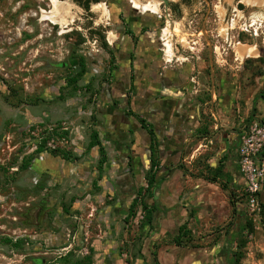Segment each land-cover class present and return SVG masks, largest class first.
<instances>
[{"label":"rangeland","instance_id":"rangeland-1","mask_svg":"<svg viewBox=\"0 0 264 264\" xmlns=\"http://www.w3.org/2000/svg\"><path fill=\"white\" fill-rule=\"evenodd\" d=\"M52 1L67 9L69 24L42 21ZM204 1L214 7L210 27L217 36L208 43L195 37L206 9L202 0L181 5V21L170 17L174 33L169 20H159L162 8L159 15L140 13L129 0H97L88 11L73 0H0V264H103L127 251L101 250L94 242L107 229L99 221L95 184L84 179L90 169L73 182V162L93 143L97 87L126 45L134 51L139 39L150 38L146 50L164 63L161 37L170 36L174 59L167 65L180 67L184 55H199L186 65L202 72L194 81L204 102L212 91L232 104L234 132L264 119V0ZM122 37L127 44H119ZM238 45L255 47L256 57L241 61ZM224 187L236 212L222 197L220 223L193 225L194 239L203 245L210 230L220 237L234 231L232 264H264V195L253 213L239 183ZM78 203L83 208H75Z\"/></svg>","mask_w":264,"mask_h":264},{"label":"crops","instance_id":"crops-1","mask_svg":"<svg viewBox=\"0 0 264 264\" xmlns=\"http://www.w3.org/2000/svg\"><path fill=\"white\" fill-rule=\"evenodd\" d=\"M145 39L134 51L126 45L99 83L93 104L98 144L73 162L74 183L90 169L84 179L95 184L99 221L107 229L94 242L101 250H127L103 264H153V255L158 264H230L224 256L226 239L210 230L201 245L192 226L206 221L204 228H214L226 211L222 197L229 205L221 186H242L236 156L240 131L234 132L232 104L217 100L212 91L203 101L194 81L202 72L191 73L186 65L190 59L196 64L199 55L186 54L180 67L168 66L172 60L164 52L162 63L146 50L153 41ZM101 158L105 162L99 167ZM217 169L220 176L208 181ZM128 224L140 226L130 230ZM182 226L191 241L182 237L183 245L176 246L173 239Z\"/></svg>","mask_w":264,"mask_h":264},{"label":"built area","instance_id":"built-area-1","mask_svg":"<svg viewBox=\"0 0 264 264\" xmlns=\"http://www.w3.org/2000/svg\"><path fill=\"white\" fill-rule=\"evenodd\" d=\"M236 153L242 195L251 212L259 213L264 195V119L251 121L240 131Z\"/></svg>","mask_w":264,"mask_h":264},{"label":"flooded vegetation","instance_id":"flooded-vegetation-1","mask_svg":"<svg viewBox=\"0 0 264 264\" xmlns=\"http://www.w3.org/2000/svg\"><path fill=\"white\" fill-rule=\"evenodd\" d=\"M73 1L77 2L78 5L81 8H83L85 11L89 10V7H90L91 4H96L97 3V0H73ZM159 1L160 2H159L158 6H159V8H162V12H163V17H159V20H164V21L169 20L170 29L173 30V33H174L175 31H174V28H173V21L171 19L172 18H176V20L178 22L181 21L183 16H182V12H181L180 6L184 5L186 7H190L191 5H193V3L196 0H176V1L159 0ZM202 2L206 5V9H205V13L202 15V17L200 19V23H199V27H198L199 33H197L195 37L201 36L202 40L205 41L206 43H208L211 40V38L212 39L217 38L216 33L215 34L212 33V31H211L212 28L210 27L212 25V21H210V17L213 15L214 7L213 6L211 7L209 5L207 6V2L204 1V0H202ZM234 3L235 4H240L238 2V0H234ZM207 9H208V11H207ZM154 15H156V14H154ZM193 16L195 17V15H193ZM170 17H171V19H170ZM213 22H214V20H213ZM208 25H209V27H208ZM192 26H193V23L191 22L190 23V28H192ZM248 28L251 29V26L249 25ZM245 31L248 32L247 30H245ZM192 36H194V35H192ZM229 195H230V198H232L231 194H229ZM229 195H228L229 205L232 208V210L234 212H236V210L234 208L235 206L230 203ZM233 202H234V198H233ZM235 222L239 223L240 222V218H236ZM234 234H235L234 231H232V232L225 231L224 232L223 238L226 239L225 243H224L225 244V248H224V256L225 257H229L230 258V250H231L232 238H233Z\"/></svg>","mask_w":264,"mask_h":264},{"label":"bare ground","instance_id":"bare-ground-1","mask_svg":"<svg viewBox=\"0 0 264 264\" xmlns=\"http://www.w3.org/2000/svg\"><path fill=\"white\" fill-rule=\"evenodd\" d=\"M129 3L131 4L132 9L137 10L140 13H147L148 12L151 14H158V5L156 2L150 1V2L142 3L140 0H129ZM65 9L66 8L62 4H59L55 1H52V10L48 13L42 12V14H41L42 21H48L51 24H58L61 27L69 24L68 20L64 17V14L66 13V11L64 12ZM169 33H170V31H169ZM168 37H170V36H168ZM168 37L166 39H164V41H163L164 47L166 50L165 54L170 59H172L173 58V51H172V47H171L172 44L169 45L170 41H168L169 40ZM236 54H237V57H239V59L241 61H243L245 58L247 59V58L256 57V55H257L255 47H253V46H240V45H238L236 48Z\"/></svg>","mask_w":264,"mask_h":264},{"label":"trees","instance_id":"trees-1","mask_svg":"<svg viewBox=\"0 0 264 264\" xmlns=\"http://www.w3.org/2000/svg\"><path fill=\"white\" fill-rule=\"evenodd\" d=\"M96 134H94L93 133V135H92V139H93V142L94 143H91V145L89 146V148L90 147H92L93 145H97L98 144V141L96 140ZM42 151H43V147L42 146H40V147H38L37 148V152L38 153H42ZM100 153H102V150L100 149ZM104 162H105V159L104 158H101L100 160H99V162H98V166L99 167H101L102 166V164H104ZM220 173H221V170L220 169H217L216 171H215V174H214V177H212V179H207L208 181H210V182H215V178L216 177H218V176H220ZM149 181H150V179H149ZM222 187V189L223 190H225V187L224 186H221ZM232 196V195H231ZM229 200H230V203L232 204V205H234L235 206V204H234V202H233V196H232V198H230V195H229ZM136 202L134 201L133 203H132V209H131V216H133L134 215V209H135V207H136ZM143 208H145V206L143 205L142 206ZM182 237H188V240H185V241H187V242H189V241H191V232L190 231H188L187 229H186V227L185 226H182L180 229H179V231H178V234H177V236L173 239V243L176 245V246H181V245H183V242L181 241V238ZM184 246H186V245H184ZM233 256L234 255H232V254H230V264H232V258H233ZM153 264H158L157 263V261H156V257H155V255H153Z\"/></svg>","mask_w":264,"mask_h":264},{"label":"water","instance_id":"water-1","mask_svg":"<svg viewBox=\"0 0 264 264\" xmlns=\"http://www.w3.org/2000/svg\"><path fill=\"white\" fill-rule=\"evenodd\" d=\"M210 53H211V49H210V51H209Z\"/></svg>","mask_w":264,"mask_h":264}]
</instances>
